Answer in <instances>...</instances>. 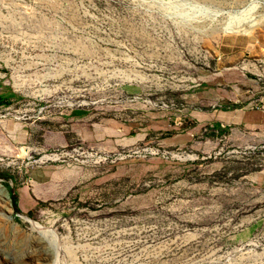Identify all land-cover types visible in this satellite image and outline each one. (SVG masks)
Returning <instances> with one entry per match:
<instances>
[{
    "label": "rangeland",
    "instance_id": "1",
    "mask_svg": "<svg viewBox=\"0 0 264 264\" xmlns=\"http://www.w3.org/2000/svg\"><path fill=\"white\" fill-rule=\"evenodd\" d=\"M0 174V264H264V0H0Z\"/></svg>",
    "mask_w": 264,
    "mask_h": 264
},
{
    "label": "trees",
    "instance_id": "2",
    "mask_svg": "<svg viewBox=\"0 0 264 264\" xmlns=\"http://www.w3.org/2000/svg\"><path fill=\"white\" fill-rule=\"evenodd\" d=\"M0 177H2V178H7L6 175H3V174H0ZM4 186H5V187L7 188V190H8L9 197H10V200H11V203H12V206H13V209H14L15 211H17V210H18V209H17V205H18V203H17V199H16L15 195L12 193V190H11V188L9 187L8 184H4Z\"/></svg>",
    "mask_w": 264,
    "mask_h": 264
},
{
    "label": "water",
    "instance_id": "3",
    "mask_svg": "<svg viewBox=\"0 0 264 264\" xmlns=\"http://www.w3.org/2000/svg\"><path fill=\"white\" fill-rule=\"evenodd\" d=\"M0 190L4 193L6 200H8L10 197L7 188L3 184H0Z\"/></svg>",
    "mask_w": 264,
    "mask_h": 264
},
{
    "label": "bare ground",
    "instance_id": "4",
    "mask_svg": "<svg viewBox=\"0 0 264 264\" xmlns=\"http://www.w3.org/2000/svg\"><path fill=\"white\" fill-rule=\"evenodd\" d=\"M30 222V221H29ZM33 226H34V224H33Z\"/></svg>",
    "mask_w": 264,
    "mask_h": 264
}]
</instances>
